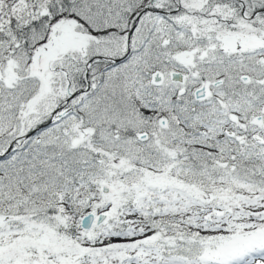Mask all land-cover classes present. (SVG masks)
I'll use <instances>...</instances> for the list:
<instances>
[{
  "label": "snow or ice",
  "instance_id": "6c2138e0",
  "mask_svg": "<svg viewBox=\"0 0 264 264\" xmlns=\"http://www.w3.org/2000/svg\"><path fill=\"white\" fill-rule=\"evenodd\" d=\"M0 264H264V0H0Z\"/></svg>",
  "mask_w": 264,
  "mask_h": 264
}]
</instances>
